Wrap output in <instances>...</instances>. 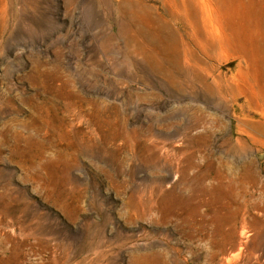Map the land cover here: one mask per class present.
<instances>
[{
	"label": "rangeland",
	"instance_id": "obj_1",
	"mask_svg": "<svg viewBox=\"0 0 264 264\" xmlns=\"http://www.w3.org/2000/svg\"><path fill=\"white\" fill-rule=\"evenodd\" d=\"M108 118L139 136L134 151L103 144ZM27 137L53 164L41 175L72 193L67 211L14 156ZM183 151L206 186L244 167L247 233L216 262L264 264V0H0V194L19 208L11 222L0 214V236L19 248L8 243L0 264H132L138 252L210 264L217 193L198 194L189 222L126 207L147 203L154 180L177 187Z\"/></svg>",
	"mask_w": 264,
	"mask_h": 264
},
{
	"label": "bare ground",
	"instance_id": "obj_2",
	"mask_svg": "<svg viewBox=\"0 0 264 264\" xmlns=\"http://www.w3.org/2000/svg\"><path fill=\"white\" fill-rule=\"evenodd\" d=\"M241 120L244 121L243 118ZM99 122V126L103 130L102 141L105 146L122 141L130 149V152L134 151L137 137L139 136L133 134L135 137L128 138L125 130L121 131L119 129V124H117L114 118L102 119ZM46 124L47 126H51L49 119L46 120ZM63 126L64 122L59 120V128L61 129ZM239 130H241V128H239ZM60 136H64V134H60ZM20 141L25 143L26 147L15 151L14 156L18 158L21 164L27 165L29 169L27 171V176H30L32 179L44 185L47 188L46 193L48 199H50L62 212L67 211L68 207L66 202L72 196V193L66 191L61 183L53 180V174L51 172L46 177L41 175L42 171L46 172L53 166L51 160L45 162L44 155L38 152L40 149L37 150L38 153L31 150L30 144L32 140L29 137L19 139L18 142ZM238 143V145H240L239 147L244 149L246 142L244 143V141L240 139ZM157 149L158 145L155 142H153V144H142L140 146V153L143 158H147L150 154L155 153ZM106 152L112 163L119 166L118 150L112 149ZM153 155L155 156L154 158L159 157L155 154ZM175 162L177 165L176 174L180 176V182L177 187L167 189L165 181H160L159 179L154 180L152 182H154L156 190L151 192V187L149 188V201L147 203H141V196L137 195V202L134 203L133 198L126 203V207L132 215H137L139 210L141 212L139 213L144 215V209L152 211L155 208L166 213V215H173L175 211H181L179 216L184 217L182 222H189L199 213V204L196 200L198 194L217 193L214 201L209 203L210 206L218 209L214 211L212 219V223L214 224V231L212 233L213 250L209 252L208 260L210 264H218L216 260H218L219 255L223 258L226 254L227 247L234 248L237 245L236 237L242 238L247 233V227L243 218L240 217V212L244 209L245 198L247 197L248 175L243 171L244 167L239 168L238 173L216 170L213 175L215 184L206 186L205 180L208 177V172L206 170L201 171L199 175H191L193 170L196 169L191 153L187 154L186 151H183L176 157ZM101 170L106 172L104 167H102ZM105 174H107V177L116 186L117 190L122 191V186L118 185L115 176L107 172ZM10 203L11 202L8 201L5 195L0 194V214L8 218V221L11 222V219L16 217V213L19 212V208L11 206L12 203ZM8 224L9 223L4 224L0 221V227H6ZM10 242H13L15 245V251L11 253V256H18V244L14 242L11 236H0V252H8L7 244ZM0 259H3V257ZM225 260L227 264H229L230 259L226 258ZM131 261L132 264H166L164 256L159 252H138L132 256ZM223 263L224 262L221 261L219 264Z\"/></svg>",
	"mask_w": 264,
	"mask_h": 264
}]
</instances>
